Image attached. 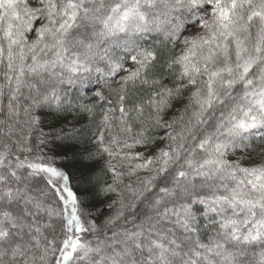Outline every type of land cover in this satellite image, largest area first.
I'll list each match as a JSON object with an SVG mask.
<instances>
[{
  "label": "snow or ice",
  "instance_id": "snow-or-ice-1",
  "mask_svg": "<svg viewBox=\"0 0 264 264\" xmlns=\"http://www.w3.org/2000/svg\"><path fill=\"white\" fill-rule=\"evenodd\" d=\"M0 264H264V0H0Z\"/></svg>",
  "mask_w": 264,
  "mask_h": 264
}]
</instances>
